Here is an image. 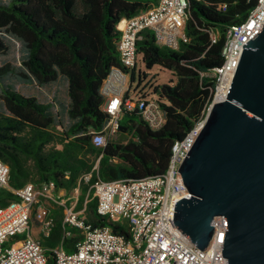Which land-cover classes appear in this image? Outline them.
<instances>
[{"label": "trees", "instance_id": "1", "mask_svg": "<svg viewBox=\"0 0 264 264\" xmlns=\"http://www.w3.org/2000/svg\"><path fill=\"white\" fill-rule=\"evenodd\" d=\"M159 0H8L0 3V56L8 52L5 35L21 41L27 51L23 70L11 64L0 66V83L19 76L48 86L68 80L69 124L58 131L57 116L50 103L25 96L13 85H3L0 100V160L10 168V186L27 183L40 187L53 183L68 192L88 194L87 207L94 226H110L129 238L126 223L97 213L91 186L98 180H139L164 173L174 143L206 117L216 87L213 71L223 62L222 52L231 26L240 24L258 0H188L184 31L188 42L178 50L159 46L151 31L137 42L139 62L147 69L159 66L174 74L171 84L147 85L159 98L166 124L152 131L136 112H124L120 135L127 142L107 141L96 147L90 131H100L108 119L102 110L100 86L112 67L121 65L118 29L130 19L156 6ZM226 5L223 9L222 5ZM212 34L217 35L216 42ZM136 70L133 75L135 77ZM149 74L141 72V85ZM125 139V138H124ZM90 175L87 180L86 177ZM18 201L0 188V208ZM71 236H66V232ZM25 235H23L24 237ZM20 237L10 239L14 243ZM82 238L79 230L55 222L44 242L47 264H56L53 250L68 253Z\"/></svg>", "mask_w": 264, "mask_h": 264}, {"label": "built area", "instance_id": "2", "mask_svg": "<svg viewBox=\"0 0 264 264\" xmlns=\"http://www.w3.org/2000/svg\"><path fill=\"white\" fill-rule=\"evenodd\" d=\"M222 8L225 9L226 5H222ZM187 10L188 0H159L156 6L119 23L121 65L112 67L100 86L103 99L101 108L108 119L100 131L89 132L96 147L106 146L109 137L120 134L124 112H136L152 131L165 126V112L158 95L151 88L141 90L137 97L132 96L141 86L137 42L142 39L143 32L151 31L159 46L178 50L181 42L189 41L184 31ZM263 27L264 0H258L246 20L228 30L222 52L223 62L213 71L216 87L206 116L216 102L226 99L243 46ZM216 40L217 35L212 34V41ZM136 80L138 85L133 90ZM205 121L206 117L183 139L174 143L164 173L139 180H98L91 186L97 199V213L114 221L123 218L129 228V238L115 233L110 226L94 227L80 212L66 208L64 225L79 230L82 238L71 253L62 246L55 248L56 264H228L227 258L222 257L224 217L214 220L215 234L204 251L192 244L174 224L176 203L191 197L178 170ZM89 178L90 175L86 177L87 180ZM0 188H6L18 197V201L0 208V264H47L44 245L28 231L35 216L45 237L50 236L54 220L49 217L45 206L35 213L34 206L41 199L56 201L55 185L44 183L37 187L27 183L21 188H12L10 168L0 160ZM16 236L20 238L9 244L10 239ZM66 236H71V232H66Z\"/></svg>", "mask_w": 264, "mask_h": 264}, {"label": "water", "instance_id": "3", "mask_svg": "<svg viewBox=\"0 0 264 264\" xmlns=\"http://www.w3.org/2000/svg\"><path fill=\"white\" fill-rule=\"evenodd\" d=\"M178 172L191 197L176 203L175 226L204 251L222 216L228 264H264V27L243 46L226 99Z\"/></svg>", "mask_w": 264, "mask_h": 264}, {"label": "rangeland", "instance_id": "4", "mask_svg": "<svg viewBox=\"0 0 264 264\" xmlns=\"http://www.w3.org/2000/svg\"><path fill=\"white\" fill-rule=\"evenodd\" d=\"M8 0H0V3H7ZM6 42L8 44V52L5 55L0 56V66L9 63L17 71L23 70L22 61L26 58L27 51L21 41L18 39L5 35ZM138 71L148 73V79L144 81L141 86L137 89L136 93H133V97H137V94L141 90H149L147 85H162L171 84L176 80V77L169 70L163 69L159 66H155L152 69H147L142 62L138 64ZM13 85L14 88L25 96H34L40 102L50 103L53 106V110L57 116L58 131L61 132L63 126H67L69 121L66 116V110L69 105V97L67 93L68 80L65 77H60L59 80L48 86H40L34 80H24L19 76L7 77L4 84L0 83V92L3 85ZM138 80L133 84V90L137 88ZM4 109L3 103L0 100V111ZM125 138V139H124ZM129 136L124 135L112 136L108 138V141H123L127 142ZM79 192V193H78ZM71 191L72 197L80 195V190ZM122 223H125L124 219L121 218Z\"/></svg>", "mask_w": 264, "mask_h": 264}, {"label": "crops", "instance_id": "5", "mask_svg": "<svg viewBox=\"0 0 264 264\" xmlns=\"http://www.w3.org/2000/svg\"><path fill=\"white\" fill-rule=\"evenodd\" d=\"M74 190L78 192L79 189ZM70 193L71 192H68L66 189H57L55 192V196L57 198L56 201L47 202L41 199L39 203L34 206V213L41 206H45L49 211V217L52 218L54 222H61L64 225L63 219L66 208H74L89 221L92 218V213L87 207L88 194L83 195L81 192L80 195L78 194V196L72 197ZM28 233L37 240H40L42 244H44L45 240L47 239V237H45L43 234L40 223L35 219V216H33L31 219L30 230Z\"/></svg>", "mask_w": 264, "mask_h": 264}, {"label": "bare ground", "instance_id": "6", "mask_svg": "<svg viewBox=\"0 0 264 264\" xmlns=\"http://www.w3.org/2000/svg\"><path fill=\"white\" fill-rule=\"evenodd\" d=\"M122 26V25H121Z\"/></svg>", "mask_w": 264, "mask_h": 264}]
</instances>
